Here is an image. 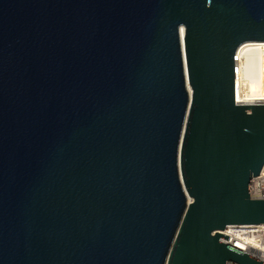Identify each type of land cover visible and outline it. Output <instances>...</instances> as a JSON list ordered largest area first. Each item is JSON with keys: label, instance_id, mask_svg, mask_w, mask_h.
Instances as JSON below:
<instances>
[{"label": "water", "instance_id": "obj_1", "mask_svg": "<svg viewBox=\"0 0 264 264\" xmlns=\"http://www.w3.org/2000/svg\"><path fill=\"white\" fill-rule=\"evenodd\" d=\"M247 41L264 0H0V264H264Z\"/></svg>", "mask_w": 264, "mask_h": 264}, {"label": "bare ground", "instance_id": "obj_2", "mask_svg": "<svg viewBox=\"0 0 264 264\" xmlns=\"http://www.w3.org/2000/svg\"><path fill=\"white\" fill-rule=\"evenodd\" d=\"M237 75V103H264V41H247L240 45Z\"/></svg>", "mask_w": 264, "mask_h": 264}, {"label": "built area", "instance_id": "obj_3", "mask_svg": "<svg viewBox=\"0 0 264 264\" xmlns=\"http://www.w3.org/2000/svg\"><path fill=\"white\" fill-rule=\"evenodd\" d=\"M238 51V49H237ZM237 54V52H236ZM238 75L235 77V102ZM257 176L252 177L249 184V193L252 199H264V165ZM264 225L236 224L228 225L221 233L229 235V238L220 237L225 242L239 250H242L264 261ZM226 264H237L228 260Z\"/></svg>", "mask_w": 264, "mask_h": 264}]
</instances>
